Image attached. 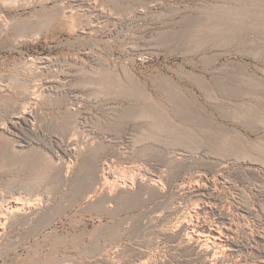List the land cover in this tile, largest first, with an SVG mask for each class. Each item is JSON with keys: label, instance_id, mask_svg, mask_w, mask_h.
Returning a JSON list of instances; mask_svg holds the SVG:
<instances>
[{"label": "rangeland", "instance_id": "rangeland-1", "mask_svg": "<svg viewBox=\"0 0 264 264\" xmlns=\"http://www.w3.org/2000/svg\"><path fill=\"white\" fill-rule=\"evenodd\" d=\"M5 1L0 0V212L9 221L0 231V264L263 260L264 0ZM207 16L214 22L203 20ZM18 108L26 119L12 127L9 119ZM69 141L75 150L66 155ZM152 174L157 194L156 186L147 185ZM197 180L212 189L203 198L227 213L242 245L215 263L199 258L177 236L179 221L192 213L194 221L218 219V211L197 208L202 203L190 192ZM16 198L24 204L21 216L6 211ZM247 244L254 246L250 254Z\"/></svg>", "mask_w": 264, "mask_h": 264}, {"label": "bare ground", "instance_id": "bare-ground-1", "mask_svg": "<svg viewBox=\"0 0 264 264\" xmlns=\"http://www.w3.org/2000/svg\"><path fill=\"white\" fill-rule=\"evenodd\" d=\"M13 1V0H12ZM15 1V0H14ZM13 1V2H14ZM83 1V0H82ZM85 1V0H84ZM234 1V0H233ZM252 1H254V0H252ZM256 1H258V0H256ZM255 1V3L257 4V2ZM4 2H8V1H5V0H3V3ZM10 2H11V0H10ZM16 2V1H15ZM19 2H22V1H19ZM89 2V1H88ZM239 2V1H238ZM246 2V1H245ZM261 3L263 2V1H260ZM90 3H92V1L90 2ZM96 3V2H95ZM244 3V2H243ZM249 3V2H248ZM251 3H254V2H251ZM254 3V4H255ZM260 3V4H261ZM6 4V3H5ZM9 4V3H8ZM12 4V3H11ZM10 5V4H9ZM13 5V4H12ZM252 5V4H251ZM236 6V5H235ZM242 6H244V5H242ZM263 6V5H262ZM64 7V6H63ZM206 7V6H205ZM239 7V6H238ZM240 7H241V5H240ZM253 6H251V8H252ZM84 8V7H83ZM87 8V7H86ZM95 8V7H94ZM102 8V7H101ZM214 8V7H213ZM223 8V7H222ZM247 8H249V7H247ZM250 8V9H251ZM254 8V7H253ZM258 8V7H257ZM208 9V8H207ZM210 9V8H209ZM216 9V8H215ZM224 9V8H223ZM231 9V8H230ZM238 9H240V8H238ZM244 9V8H243ZM245 9H246V7H245ZM245 9H244V11H245ZM70 10V9H69ZM206 10V9H205ZM213 10V9H212ZM232 10H234V9H232ZM235 10H237V8L235 9ZM241 10V9H240ZM246 10H249V9H246ZM256 10V9H255ZM261 10V9H260ZM202 11V10H201ZM216 10H214V12H215ZM219 11V10H218ZM221 11V10H220ZM228 11H231V10H228ZM239 11V10H238ZM72 12H73V9H72ZM71 12V13H72ZM224 12V11H223ZM226 12V11H225ZM241 12H243V10L241 11ZM247 12V11H246ZM254 12V11H253ZM261 12V11H260ZM60 13V12H59ZM213 13V12H212ZM238 13V12H237ZM73 14V13H72ZM219 14H220V12H219ZM230 14V13H229ZM239 14V13H238ZM67 15V14H66ZM205 15V14H204ZM203 15V16H204ZM207 15H209V14H207ZM214 15H215V13H214ZM232 15V14H231ZM231 15H230V17H231ZM207 17H209L210 19H208V18H203V20L204 19H207V20H212L211 19V17L210 16H207ZM233 17H234V15H233ZM68 18V17H67ZM70 19V18H69ZM198 19V18H197ZM233 19H235V17L233 18ZM1 20V19H0ZM200 20H201V18H200ZM203 20H202V22H203ZM206 20V21H207ZM213 20H215V19H213ZM212 20V21H213ZM198 21V20H197ZM196 21V22H197ZM212 21L210 22V23H212ZM4 22H6V20L4 21ZM3 22V23H4ZM199 22H201V21H199ZM214 22V21H213ZM235 22H236V20H235ZM10 23V22H9ZM13 23V22H12ZM33 23H34V21H33ZM191 23V22H190ZM192 23L194 24V21H192ZM198 23V22H197ZM219 23V22H218ZM231 23V22H230ZM28 24V23H27ZM38 24V23H37ZM202 24V23H201ZM224 24V23H223ZM238 24V23H237ZM240 24V23H239ZM12 25V24H11ZM19 25V24H18ZM21 25V24H20ZM35 25V24H34ZM38 25H41V24H38ZM90 25V24H89ZM207 25V24H206ZM220 25H221V23H220ZM230 25V24H229ZM242 25V24H241ZM24 26V24H22V27ZM27 26V25H26ZM208 26V25H207ZM218 26V25H217ZM226 26V25H225ZM236 26V25H235ZM7 27H8V25H7ZM12 27V26H11ZM15 26H14V24H13V28H14ZM19 27V26H18ZM30 27V26H29ZM34 27V26H33ZM32 27V28H33ZM36 27V26H35ZM210 27H212V26H209V28ZM231 27V26H230ZM233 27H234V24H233ZM1 28H3V27H1ZM0 28V29H1ZM31 28V27H30ZM229 28V27H228ZM19 29V28H18ZM29 29V28H28ZM34 29V28H33ZM192 29V27L190 28V30ZM197 29V28H196ZM200 29V28H199ZM211 29H214V28H211ZM210 29V30H211ZM219 29V28H218ZM231 29V28H230ZM234 29V31H235V28H233ZM237 29V28H236ZM13 30V29H12ZM195 30V29H194ZM204 30V29H203ZM207 30H209V29H206L205 31L207 32ZM223 29H221L220 31H222ZM23 31V30H22ZM226 31V30H225ZM231 31V30H230ZM239 31V30H238ZM16 32V31H15ZM210 32V31H209ZM213 32V31H212ZM217 32V31H216ZM215 32V33H216ZM18 33V32H17ZM218 33V32H217ZM223 33H225V32H223ZM228 33V32H227ZM19 34V33H18ZM25 34V33H24ZM220 34H221V32H220ZM21 36V35H20ZM19 36V37H20ZM24 36V35H23ZM19 37H17L18 39H19ZM15 38V37H14ZM16 41H17V39H16ZM18 42V41H17ZM32 59V58H31ZM44 61V60H43ZM33 63V62H32ZM96 73V72H95ZM100 73V72H99ZM96 74H98V73H96ZM97 76V75H96ZM235 77V76H234ZM237 78V77H236ZM99 79H101L100 78V75H99ZM99 79H98V81H99ZM21 81V80H20ZM92 81V80H91ZM91 81H88L89 82V84H90V82ZM97 81V82H98ZM100 81H102V80H100ZM18 82V81H17ZM87 82V83H88ZM94 82V81H93ZM97 82L95 81V84H97ZM103 82H104V80H103ZM102 82V83H103ZM20 83V82H19ZM102 83H100V84H102ZM85 84V83H84ZM83 84V85H84ZM93 84V83H92ZM92 84H90L91 86H92ZM105 84H107V83H104V85ZM110 84H113V82L112 83H110ZM115 84V83H114ZM131 84V83H130ZM134 86H137L136 84H134V83H132ZM85 85H87L88 86V84H85ZM36 86V85H35ZM99 86H101V85H98V86H96V87H99ZM116 86V85H115ZM120 86H121V84H120ZM122 86H124V85H122ZM205 86V85H204ZM95 87V88H96ZM108 87H110L109 85H108ZM113 87V86H112ZM119 87V86H118ZM125 87V86H124ZM130 87H132L131 85H130ZM202 87V86H201ZM90 88V87H89ZM103 88H104V86H103ZM126 88V87H125ZM127 88H129L128 86H127ZM206 88V87H205ZM100 89V88H99ZM105 89H106V86H105ZM105 89H101L102 90V92L105 90ZM109 89H111V88H109ZM116 89V88H115ZM117 89H120L121 90V88H117ZM123 89V88H122ZM130 89V88H129ZM132 89H134L133 87H132ZM136 90H137V88H135ZM135 89H134V91H135ZM18 91H19V89H17ZM33 90V89H32ZM36 90V89H35ZM96 89H94V91H95ZM126 90V89H125ZM202 90V89H201ZM203 90H206V89H203ZM209 90V89H208ZM17 91V92H18ZM107 91H109V90H107ZM133 91V92H134ZM137 91H139V90H137ZM207 91V90H206ZM91 92H92V90H91ZM95 92H97V93H99L98 91H95ZM106 92V91H105ZM104 92V93H105ZM111 92H113V94H115L114 92V88H112V91ZM123 92V91H122ZM132 92V93H133ZM32 93V92H31ZM30 93V94H31ZM94 93V92H93ZM109 93V92H108ZM117 93V92H116ZM120 93V92H119ZM125 93V92H124ZM129 93V92H128ZM132 93H130V94H132ZM135 93V92H134ZM208 93V92H207ZM30 94H27V95H30ZM109 94H111V93H109ZM108 94V95H109ZM118 94V93H117ZM123 94V93H122ZM136 94H138V92L136 93ZM88 95V94H87ZM101 95V94H100ZM107 95V94H106ZM125 95H126V93H125ZM133 96H136L135 94H132ZM131 95V96H132ZM140 95V94H139ZM142 95V94H141ZM91 96V95H90ZM99 95H97V97H98ZM104 96V95H103ZM112 96V95H111ZM115 96H116V94H115ZM130 96V97H131ZM132 96V97H133ZM207 96V95H206ZM211 96V95H210ZM39 97V96H38ZM113 97V96H112ZM124 97V96H123ZM129 97V98H130ZM124 98H126V97H124ZM123 98V99H124ZM128 98V99H129ZM134 99H136V97L134 98ZM212 99V98H211ZM29 100V99H28ZM20 102V101H19ZM32 102H35V101H32ZM29 103V102H28ZM38 103V102H37ZM181 103V102H180ZM14 104V103H13ZM26 104V103H25ZM24 104V105H25ZM30 104H32V103H30ZM183 104V103H182ZM22 105V104H21ZM28 105V104H27ZM179 105V104H178ZM181 105V104H180ZM12 106V105H11ZM34 106H35V104H34ZM136 106V105H135ZM134 106V107H135ZM140 106V105H139ZM183 106H185V104L183 105ZM15 107V106H14ZM17 107H18V105H17ZM22 107V106H21ZM20 107V108H21ZM31 107V106H30ZM143 107V106H142ZM141 107V108H142ZM146 107V106H145ZM181 107H182V105H181ZM179 108V111H181L180 109H182V110H184V111H186L187 112V114L189 113L188 111H187V109H185V107H183V108ZM192 107V106H191ZM20 108H18L17 109V111L16 112H14V113H16V114H14L12 117H10V119H9V123H10V125L12 126V127H14L17 123H18V121L19 120H21V119H26V111L24 110V109H20ZM27 108V107H26ZM141 108H140V110H141ZM187 108V107H186ZM13 109V108H12ZM30 109H33V108H30ZM136 109H138L137 108V106H136ZM143 109H146V108H143ZM149 109V108H148ZM191 109V108H190ZM193 109V108H192ZM11 110V109H10ZM122 110H124V109H122ZM126 110V109H125ZM124 110V111H125ZM134 110V109H133ZM15 111V110H14ZM113 111V110H112ZM132 111V110H131ZM146 111V110H145ZM29 112H31L30 110H29ZM115 112V111H114ZM123 112V111H122ZM129 111L127 110V113H128ZM134 112V111H133ZM141 112V111H140ZM139 112V113H140ZM152 112V111H151ZM182 112V111H181ZM192 112V111H191ZM32 113V112H31ZM68 113V112H67ZM117 113H118V110H117ZM124 113V112H123ZM125 113H126V111H125ZM130 113V112H129ZM143 114H144V112H142ZM148 113H150V111L148 112ZM12 114V113H11ZM115 114V113H114ZM133 114V113H132ZM146 114V113H145ZM152 114V113H151ZM151 114H149V115H151ZM185 114V113H184ZM184 114H182V115H184ZM194 114V113H193ZM8 115H10V114H8ZM65 115V114H64ZM71 115V114H70ZM116 115V114H115ZM125 115V114H124ZM128 115V114H127ZM139 115V114H138ZM140 115H142L141 113H140ZM148 115V116H149ZM186 115V114H185ZM120 116H121V113H120ZM123 116V115H122ZM151 116H153V115H151ZM150 116V117H151ZM159 116V115H158ZM157 116V117H158ZM188 116V115H187ZM194 116H195V114H194ZM128 117H132V115H130V116H128ZM127 117V118H128ZM136 118H137V116H135ZM139 117V116H138ZM189 117V116H188ZM187 117V118H188ZM1 118V117H0ZM4 118V117H3ZM115 118H117V117H115ZM119 118V117H118ZM122 118V117H121ZM126 118V117H125ZM143 118V117H142ZM142 118H140V119H142ZM192 118H193V116H192ZM191 118V119H192ZM195 118H196V116H195ZM7 119V118H6ZM124 119V118H123ZM123 119L121 120V121H123ZM154 119V118H153ZM158 119V118H157ZM160 119V118H159ZM194 119V118H193ZM35 120V119H34ZM67 120V119H66ZM65 120V121H66ZM68 120H70V119H68ZM67 120V121H68ZM146 120V119H145ZM197 120V119H196ZM6 121V120H5ZM64 121V120H63ZM62 121V122H63ZM144 121V120H143ZM147 122H149L148 120H146ZM154 121H155V119H154ZM73 122H75V121H73ZM115 122V121H114ZM2 124V123H1ZM0 124V125H1ZM60 124V123H59ZM120 124V123H119ZM154 124V123H153ZM155 124H156V122H155ZM3 125V124H2ZM62 125H63V123H62ZM61 125V127H63ZM116 125V124H115ZM150 125V124H149ZM152 125V124H151ZM150 125V126H151ZM157 125V124H156ZM159 125H160V123H159ZM3 126H5V125H3ZM31 127H33V126H31ZM35 127V126H34ZM108 127V126H107ZM106 127V128H107ZM149 127V126H148ZM154 127V126H153ZM5 128V127H4ZM65 128V127H64ZM66 128H69V127H67L66 126ZM65 128V129H66ZM102 128V127H101ZM105 128V127H104ZM110 128V127H109ZM109 128H108V130L107 131H109ZM115 128V127H114ZM71 129V128H70ZM69 129V130H70ZM62 130V129H61ZM99 130V129H98ZM65 131V130H64ZM67 131H68V129H67ZM67 131H66V134H67ZM102 131V130H101ZM113 131V130H112ZM111 131V132H112ZM8 132H10V131H8ZM14 132V131H13ZM110 132V131H109ZM114 132V131H113ZM18 133V132H17ZM64 133V132H63ZM65 134V135H66ZM7 135V134H6ZM17 135V134H16ZM69 135V134H68ZM219 135V134H218ZM218 135H216V136H218ZM10 137V136H9ZM220 137V136H219ZM66 138V137H65ZM222 138V137H221ZM19 139V138H18ZM219 139V138H218ZM222 139H224V138H222ZM74 140V139H73ZM77 140V139H76ZM214 140V139H213ZM213 140H211V141H213ZM21 141V140H20ZM222 141V140H221ZM75 142V141H74ZM215 142V141H214ZM214 142H212V143H214ZM226 142V141H225ZM229 142V141H228ZM228 142H227V144H228ZM233 142V141H232ZM232 142H231V144H232ZM22 143V142H21ZM216 144H217V142H215ZM230 143V142H229ZM218 144H220V142L218 143ZM217 144V145H218ZM222 144V143H221ZM226 144V145H227ZM12 145V144H11ZM22 145V144H21ZM74 145V143H73V141H69V143H67V148L64 150V153L66 154V155H69L70 154V152H71V150L74 148V150H75V145ZM213 145V144H212ZM226 145H224L225 147H226ZM229 145V144H228ZM227 145V146H228ZM3 146V145H2ZM80 146V145H79ZM88 146H91V145H88ZM221 146V145H220ZM230 146V145H229ZM234 146V145H233ZM236 146V145H235ZM17 147V146H16ZM5 148V147H4ZM214 148H216L215 146H214ZM219 149H220V147H218ZM228 148H231V147H228ZM21 149V148H20ZM218 149V150H219ZM232 149V148H231ZM230 149V150H231ZM237 149V148H236ZM235 149V150H236ZM92 150H93V148H92ZM96 150V149H95ZM101 150V149H100ZM224 150V149H223ZM230 150H228V151H230ZM233 151H234V149H232ZM13 151V150H12ZM16 151V150H15ZM19 151V150H18ZM22 151V150H21ZM237 151H238V149H237ZM237 151H235V152H237ZM14 152V151H13ZM95 152V151H94ZM93 152V153H94ZM152 152V154H153V151H151ZM166 152V151H165ZM215 152H217V151H215ZM223 152V151H222ZM235 152H233V153H235ZM88 153V152H87ZM89 153H91L92 154V152H89ZM88 153V154H89ZM212 153H213V151H212ZM224 153V152H223ZM90 154V155H91ZM97 154V153H96ZM148 154V153H147ZM226 154V153H225ZM229 154H231V152L229 153ZM19 155V154H18ZM146 155V154H145ZM155 155V154H154ZM228 155V154H227ZM237 155V154H236ZM5 156V155H4ZM81 156H83V155H81ZM86 156V155H85ZM84 156V157H85ZM100 156V155H99ZM98 155H97V157H99ZM148 156H150V155H148ZM175 156V155H174ZM215 156V155H214ZM237 156H239V155H237ZM242 156V155H241ZM240 156V157H241ZM3 157V156H2ZM7 157V156H6ZM144 157V156H143ZM142 157V158H143ZM152 157H156V156H152ZM221 157H223V154H222V156ZM224 157H226V156H224ZM229 157V156H228ZM14 158H16V157H14ZM69 158V157H68ZM92 158H93V160H94V158L95 157H93L92 156ZM159 158V157H158ZM165 158V157H164ZM178 158V157H177ZM176 158V159H177ZM186 158V157H185ZM242 158V157H241ZM96 159V162H97V158H95ZM179 159V158H178ZM239 159V158H238ZM14 160V159H13ZM89 160H90V158H89ZM92 160V159H91ZM91 160H90V162L87 160L86 162H88L87 164V166L88 167H91ZM92 160V161H93ZM169 160V159H168ZM4 161V160H3ZM17 161V160H16ZM19 161V160H18ZM73 161V160H72ZM214 161V160H213ZM244 161H245V159H244ZM94 162V161H93ZM92 162V164L94 165V163ZM168 162V161H167ZM4 163V162H3ZM103 163V162H102ZM160 163V162H159ZM84 164H85V162H84ZM84 164H82V165H84ZM161 164V163H160ZM2 165V164H1ZM60 165V164H59ZM81 165V166H82ZM137 165V164H136ZM78 166V165H77ZM86 166V165H85ZM86 166V167H87ZM104 166V165H103ZM153 166V165H152ZM1 167V166H0ZM3 167V166H2ZM1 167V168H2ZM64 167V166H63ZM85 167V168H86ZM92 167H94V166H92ZM91 167V168H92ZM96 167V166H95ZM135 167V166H134ZM68 169V168H67ZM79 169V168H78ZM105 169V168H104ZM103 169V170H104ZM147 169H150V168H147ZM157 169V168H156ZM61 170V169H60ZM70 170V169H69ZM80 170H82V167H81V169ZM94 170V169H93ZM101 170H102V167H101ZM135 170V169H134ZM146 170V169H145ZM165 170H166V168H165ZM59 171V170H58ZM57 171V172H58ZM75 171H79V170H75ZM151 171V170H150ZM1 172V171H0ZM68 172V171H67ZM81 172V171H80ZM93 172V171H92ZM91 172V173H92ZM96 172V171H95ZM108 172V171H107ZM131 172V171H130ZM140 172V171H139ZM138 172V173H139ZM142 172V171H141ZM160 172V171H159ZM82 173H85V171L83 172V170H82ZM113 173V172H112ZM121 173V172H120ZM132 173V172H131ZM162 173H163V171H162ZM175 173V172H174ZM59 174V173H58ZM61 174V173H60ZM90 174V173H89ZM94 174V173H93ZM100 174V173H99ZM158 174V173H157ZM164 174H166V173H164ZM168 174V176H169V173H167ZM57 175V174H56ZM62 175V174H61ZM60 175V176H61ZM81 175V174H80ZM95 175H96V173H95ZM110 175V174H109ZM109 175H106V176H104L105 177V180H107L108 181V178H109ZM114 175H116V174H114ZM131 175V174H130ZM129 175V176H130ZM197 175V174H196ZM158 176H160V174L158 175ZM56 177V176H55ZM63 177V176H62ZM62 177H59L58 176V181H59V178H62ZM77 177V176H76ZM92 177V176H91ZM90 177V178H91ZM95 177V176H94ZM112 177V176H111ZM130 177H132V176H130ZM129 177V178H130ZM139 177V176H138ZM143 177V176H142ZM146 177V176H145ZM157 177V176H156ZM156 177H155V175L154 174H152V175H150L149 176V183L147 184L150 188H151V186H152V188L154 187L155 188V186H156V188H155V193L157 194L158 193V190L160 189H158L157 191H156V189H157V187H158V185H157V182H158V180L156 179ZM163 177H164V175H163ZM52 178H54V177H52ZM75 178V177H74ZM79 178V177H78ZM78 178H77V180H78ZM96 178V177H95ZM97 178H100V177H98V175H97ZM117 178V177H116ZM134 178V177H133ZM172 178V177H171ZM73 179V178H72ZM112 179V178H111ZM110 179V180H111ZM169 179H170V177H169ZM61 181H60V183H62V180L64 181L65 179H64V177H63V179H60ZM74 180V179H73ZM85 180V179H84ZM87 180V179H86ZM94 180V179H93ZM97 180V179H96ZM104 180V179H103ZM104 180V181H105ZM117 179H115V181H116ZM135 180V179H134ZM75 181V180H74ZM119 181V180H118ZM139 181V180H138ZM198 181L199 180H197V182H196V184L198 183ZM72 182V181H71ZM96 182V181H95ZM98 182V181H97ZM126 182V181H125ZM136 182V181H135ZM163 182V181H162ZM168 182V181H167ZM56 183V182H55ZM54 183V184H55ZM59 183V182H58ZM82 183V182H81ZM83 183H84V181H83ZM92 183V182H91ZM94 183V182H93ZM92 183V184H93ZM109 183V182H108ZM115 183V182H114ZM113 183V184H114ZM142 183V185H143V181L141 182ZM141 183H139V184H141ZM192 183H194V182H192ZM77 184V183H76ZM79 184V183H78ZM104 184H106V183H104ZM110 184V183H109ZM125 184H127V183H125ZM125 184H123V185H121V190L122 189H124V187H125ZM130 184V183H129ZM146 184V183H145ZM164 184V183H163ZM55 185H57V184H55ZM63 185V184H62ZM95 185V184H94ZM134 185V184H133ZM138 185V184H137ZM166 185V184H165ZM182 185V184H181ZM191 186H195V185H192V184H190ZM68 186V185H67ZM75 186V185H74ZM105 186V185H104ZM115 186V185H114ZM118 186V185H117ZM120 186V185H119ZM144 186V185H143ZM148 186H145V187H148ZM163 186V185H162ZM72 187H73V185H72ZM88 187H90L91 188V185L89 186L88 185ZM111 187V186H110ZM131 186H129V188H130ZM148 187V188H149ZM184 187V186H183ZM75 188V187H74ZM118 188V187H117ZM128 188V187H127ZM149 188V189H150ZM189 188V187H188ZM192 188V187H191ZM78 189V188H77ZM83 189V188H82ZM131 189V188H130ZM140 189H142V187L140 188ZM72 190V189H71ZM74 190H76V188L74 189ZM87 190H88V188H87ZM110 190V189H109ZM145 190V189H144ZM152 190V189H151ZM164 190V189H163ZM208 190H211L212 191V189L209 187V185L208 184H206L205 182H203V183H199V184H197L196 185V187H193L192 188V190L190 191V192H192V193H194V195L195 196H198V198H197V200L198 201H200L201 203H202V206H199V205H197V204H199V203H197L196 204V206H197V208L198 209H201V210H204V211H206V210H208V211H213V212H216V211H218L219 212V216H218V219L217 220H210V221H208V220H206V218H205V220L203 219L202 221L200 220V219H197L196 221H194V219H192L193 217H192V214H191V217H189V219L187 218V219H182L181 221H179L180 223H178V224H180V230H179V232H178V235L177 236H179L180 238H181V240L184 242V244L186 245V247L188 248V247H190V248H192L191 250L193 251H195L196 252V254L198 255V257L199 258H201V259H203L204 261H209L210 260V262H217L220 258H222V257H229V256H233V254L234 253H236L237 251H240V248L242 247V245L241 244H239L236 240H235V236H234V227H233V223H232V220L230 219V218H228L227 217V213H224L223 211H222V208H220V207H218L216 204H214V203H212L211 201H209L208 199L207 200H205L203 197L204 196H207V194L209 193V191ZM123 191H125V189L123 190ZM154 190H152V192H153ZM160 191V190H159ZM79 192V191H78ZM84 192V191H83ZM87 192V191H86ZM115 192V191H114ZM130 192V191H129ZM132 192V191H131ZM138 192V191H137ZM141 192V191H140ZM144 192V191H143ZM176 192V191H175ZM183 192V191H182ZM208 192V193H207ZM18 193V192H17ZM46 193V192H45ZM77 193V192H76ZM75 193V194H76ZM124 193V192H123ZM133 193V192H132ZM139 193V192H138ZM137 193V194H138ZM144 193H146V192H144ZM72 194V193H71ZM74 194V195H75ZM78 194V193H77ZM105 194V193H104ZM103 194V195H104ZM143 194V193H142ZM149 194V193H148ZM152 194H154V193H152ZM171 194H174V193H171ZM178 194V193H177ZM17 195V194H16ZM84 195V194H83ZM120 195V194H119ZM127 195H131V194H127ZM136 195V194H135ZM140 195V194H139ZM160 195V194H159ZM193 195V194H192ZM209 195V194H208ZM18 196V195H17ZM88 196V195H87ZM98 196V195H97ZM105 196V195H104ZM107 196H109V195H107L106 194V198H107ZM133 196V195H132ZM137 197H138V195H136ZM149 196H151V194L149 195ZM153 196V195H152ZM154 196H155V194H154ZM153 196V197H154ZM166 196V195H165ZM210 196H213V194H211ZM209 196V197H210ZM7 197V196H6ZM20 197V196H19ZM36 197V196H35ZM49 197V196H48ZM81 197V196H80ZM135 197V196H134ZM169 197V196H168ZM10 198H12V197H10ZM26 198V197H25ZM99 198V197H98ZM109 198H111V197H109ZM123 198V197H122ZM148 198V197H147ZM18 198H16V200L15 199H11V200H9L8 202H9V204L7 205V207H6V211H7V213H10L11 215H13V214H15V215H17V216H21V215H19L20 214V208L22 207V205H24V204H22L20 201H18L17 200ZM32 199V198H31ZM39 199V198H38ZM42 199V198H41ZM48 199V198H47ZM83 199H84V197H83ZM108 199V198H107ZM144 199V198H143ZM8 200V199H7ZM19 200H20V198H19ZM43 200V199H42ZM52 200V199H51ZM124 200V199H123ZM122 200V201H123ZM128 200H130V199H128ZM165 200V199H164ZM171 200V199H170ZM25 200H23V202H24ZM28 201H29V199H28ZM32 201V200H31ZM109 201V200H108ZM116 201V200H115ZM115 201H113L112 200V202H115ZM6 202V201H5ZM41 202V201H40ZM103 202V201H102ZM117 202V201H116ZM119 202H121V201H119ZM127 202V201H126ZM130 202V203H129ZM129 202H127V203H129L130 205H131V201H129ZM132 202H134V201H132ZM136 202V201H135ZM134 202V203H135ZM142 202V201H141ZM161 202V201H160ZM197 202V201H196ZM50 203V202H49ZM89 203H90V201H89ZM99 204H100V202H99ZM112 204H114V203H112ZM123 204V203H122ZM126 204V203H125ZM144 204V203H143ZM142 204V205H143ZM3 205V204H2ZM38 205V204H37ZM52 205V204H51ZM129 205V206H130ZM137 205V204H136ZM165 205H166V203H165ZM4 206V205H3ZM2 206V207H3ZM34 206V205H33ZM106 206V205H105ZM127 206V205H126ZM196 206L194 207V208H196ZM42 207V206H41ZM117 207V206H116ZM120 207V206H119ZM123 207V206H122ZM133 207V206H132ZM165 207V206H164ZM178 207V206H177ZM125 208V207H124ZM136 208V207H135ZM0 209H1V207H0ZM29 209V208H28ZM33 209V208H32ZM108 209V208H107ZM128 209V208H127ZM3 210V209H2ZM4 210H5V208H4ZM25 210V209H24ZM192 210V209H191ZM190 210V211H191ZM195 210V209H194ZM1 211V210H0ZM108 211H109V209H108ZM118 211V210H117ZM186 211V210H185ZM35 212V211H34ZM42 212V211H41ZM110 212V211H109ZM197 212V211H196ZM195 212V213H196ZM1 213L2 212H0V231L2 230V224L4 223V221H5V219H3V215H1ZM33 213V212H32ZM38 213V212H37ZM44 213V212H43ZM160 213V212H159ZM3 214V213H2ZM6 214V213H5ZM22 214V213H21ZM29 214V213H28ZM31 214V213H30ZM34 214V213H33ZM169 214V213H168ZM198 214V213H197ZM7 215V214H6ZM27 215V214H26ZM35 215V214H34ZM43 215V214H42ZM46 215V214H45ZM45 215H44V217H45ZM195 215V214H194ZM193 215V216H194ZM3 216V217H2ZM32 216V215H31ZM146 216V215H145ZM148 216V215H147ZM146 216V217H147ZM150 216V215H149ZM189 216V215H188ZM199 216V215H198ZM7 217H8V215H7ZM12 217V216H11ZM10 217V218H11ZM33 217V216H32ZM47 217V216H46ZM49 217V216H48ZM151 217V216H150ZM169 217H170V215H169ZM173 217H175V216H173ZM172 217V218H173ZM214 217V216H213ZM16 218V217H15ZM19 217H17V219H18ZM21 218V217H20ZM28 218V217H27ZM30 218V217H29ZM36 218V217H35ZM195 218V217H194ZM196 218H198V217H196ZM195 218V219H196ZM200 218V217H199ZM23 219H26L25 218V216H24V218ZM22 219V220H23ZM37 219V218H36ZM46 219V218H45ZM45 219H43L44 221H45ZM162 219H164V218H162ZM8 219H6V221H7ZM14 220L15 219H13V222H14ZM35 220V219H34ZM38 220H40V218L39 219H37L36 221H38ZM175 220V219H174ZM9 221V220H8ZM24 221V220H23ZM33 221V220H32ZM47 221V220H46ZM12 222V221H11ZM17 222V221H16ZM16 222H15V224H16ZM30 222V221H29ZM41 222H42V219H41ZM18 223V222H17ZM27 223V221L25 222V224ZM31 223V222H30ZM43 223V222H42ZM46 223V222H45ZM44 223V224H45ZM21 224V223H20ZM23 224V223H22ZM32 224V223H31ZM33 224H36V223H33ZM39 224V223H38ZM41 224V223H40ZM164 224V223H163ZM171 224V223H170ZM4 225V224H3ZM13 225V224H12ZM17 225V224H16ZM15 225V226H16ZM19 225V224H18ZM26 225H28V224H26ZM30 225V224H29ZM43 225V224H42ZM7 226V225H6ZM15 226H13V227H15ZM21 226V225H20ZM20 226H17V227H19V228H21ZM24 226V225H23ZM33 226V225H32ZM31 226V227H32ZM5 227V226H4ZM17 227H16V230H17ZM30 227V228H31ZM37 227H39V226H37ZM176 227V226H175ZM27 228V227H26ZM36 228V227H35ZM178 227H176V229H177ZM11 229H14V228H11ZM24 229V228H23ZM29 229V228H28ZM25 230V229H24ZM32 230V229H31ZM34 230V229H33ZM23 231V230H22ZM28 231H30V230H28ZM19 232V231H18ZM164 232V231H163ZM2 233V232H1ZM22 233H24V232H22ZM160 233V232H159ZM5 234V233H4ZM8 235V234H7ZM169 235V234H168ZM173 236H175L174 234H173ZM8 239V238H7ZM4 240H5V237H4ZM3 241V240H2ZM6 242V241H5ZM244 247H246V249H247V253L248 254H250V252H252V248L254 247L252 244H247V245H244ZM191 250H189V251H191ZM188 251V252H189ZM192 251H191V253H192ZM259 251V250H258ZM193 259V258H192ZM197 259V258H196ZM231 259V258H230ZM236 260V259H235ZM203 261V262H204ZM231 261V260H230ZM139 262H140V260H139ZM198 264V263H197ZM201 264V263H200ZM244 264V263H243ZM255 264H264V259L263 260H258V263H255Z\"/></svg>", "mask_w": 264, "mask_h": 264}]
</instances>
